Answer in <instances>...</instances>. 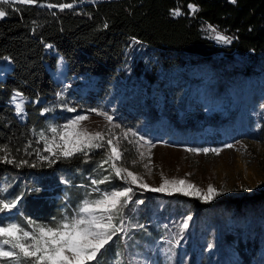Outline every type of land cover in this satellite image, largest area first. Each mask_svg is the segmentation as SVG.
Wrapping results in <instances>:
<instances>
[{"label":"trees","instance_id":"trees-1","mask_svg":"<svg viewBox=\"0 0 264 264\" xmlns=\"http://www.w3.org/2000/svg\"><path fill=\"white\" fill-rule=\"evenodd\" d=\"M48 3L73 7L49 9ZM189 4L198 11L190 12ZM3 7L7 15L0 18V55L9 58L11 67L0 77V145L12 149L8 158L29 164L0 162V179L6 174L54 177L47 176L50 186L45 180L25 192L30 201L21 212H0V224H51L66 211L71 214L86 192L95 197L93 187L111 191L126 186L118 178L91 185V179L114 176L111 162L107 171L98 167L106 156L103 149L53 164L36 156L37 150L47 155L38 138L43 128L97 113L93 109L153 142L166 132L169 141L192 148L216 147L245 136L264 140V87L250 79L264 71V0H38L36 5ZM177 8L183 14L173 16ZM213 29L230 42L213 41ZM57 54L66 63L62 82L51 74ZM197 66L217 72L215 88L221 85L226 92L237 73V99L222 110L207 111L184 82L169 83L180 82L188 68ZM101 81L106 89L98 90ZM17 92L25 98L22 118L11 106ZM52 106L57 108L51 111ZM122 149L124 159L117 163L137 172L135 148L123 142ZM133 188L125 222L134 227L123 238L114 237L101 264H264V189L251 197L206 202ZM189 215V226L181 231ZM247 233H255V239ZM166 247L168 257L161 253Z\"/></svg>","mask_w":264,"mask_h":264},{"label":"snow or ice","instance_id":"snow-or-ice-1","mask_svg":"<svg viewBox=\"0 0 264 264\" xmlns=\"http://www.w3.org/2000/svg\"><path fill=\"white\" fill-rule=\"evenodd\" d=\"M235 3L236 0H231ZM38 0H0V18H4L7 13L3 6L19 5H36ZM45 6V5H40ZM47 8L52 9H69L73 7L70 3H61L59 5L48 3ZM190 12L198 11L195 5L189 4ZM173 16H180L183 13L177 8L171 11ZM107 25H105L106 27ZM213 31H215L213 29ZM217 41L229 43L231 38L217 34ZM50 47V46H47ZM24 97L17 92L12 97V103L15 104L17 115L23 112ZM20 102H17V101ZM68 111H75L73 108H68ZM46 111V110H45ZM97 115L103 116L113 128H120V125L113 124V117L106 112H99L96 109ZM88 116L77 115L69 119L67 123L60 126H50V131L53 133L51 140L40 134L41 139L45 141L44 151L49 155H41L40 151H36V156L40 161H47L48 164H53L57 159H68L78 153H83L85 156L89 152L103 149L106 153L104 159L101 160L98 167L107 171L105 165H109L114 172L104 175L102 179H91V185L98 186L106 184L113 179H120L124 182L123 187L113 188L111 191L101 190L99 187H93L92 192L96 193L92 197V193L86 192L85 198L76 206L69 214L67 211L60 219H53L51 224H37L34 221L27 220L26 225L19 222H10L0 224V264H101V257L114 242V237L121 239L127 235L129 230L134 227L130 223H126L125 209L132 202L133 186L142 190L153 192H179L185 196L194 195L204 201H211L220 193L217 189L209 184L207 191L203 192L196 185L187 182L184 179H167L162 176V182L158 187H152L144 182V178L138 173L129 170L122 164L117 162L124 159V149L121 147V140L129 139V134L136 137L137 133L131 129L122 130L121 136L117 137L114 134L105 133L103 131L90 132L82 125L83 121H87ZM58 137V140H57ZM144 144H150L149 141L140 137ZM143 146V145H141ZM30 147V145H29ZM225 148H232L233 145L226 144ZM110 150V151H109ZM139 151V149H137ZM186 151L191 153H215L219 154L221 149L218 148H188ZM12 149L8 145H0V162L13 164L16 166L29 164L27 160L20 159L18 162L8 158ZM148 155L150 162V152H139L141 160ZM49 156L53 157L52 159ZM133 164L137 161L133 160ZM36 167L37 165L31 164ZM144 167L148 174H151V168L148 164ZM20 197L13 200L0 199V212H11L17 208ZM135 203H142L135 201ZM191 217L185 219L179 226V229L188 228V221ZM135 227H142L135 225ZM119 255V254H118ZM113 264H123L122 260L114 261Z\"/></svg>","mask_w":264,"mask_h":264},{"label":"rangeland","instance_id":"rangeland-1","mask_svg":"<svg viewBox=\"0 0 264 264\" xmlns=\"http://www.w3.org/2000/svg\"><path fill=\"white\" fill-rule=\"evenodd\" d=\"M217 34L221 35L218 32L209 31V36L213 39V41L218 44H228L217 41L215 38ZM10 67L11 62L9 58L6 55H0V77H3L4 73ZM191 68L187 69V72L190 73L182 77L180 82L174 79L173 81H169V83L171 82L177 85L184 82L185 89H190V96L195 101L205 102L207 111L222 110L225 105L230 103L231 99L233 101L237 99L236 93H238L241 89V87L238 85L237 80L239 76L237 73L234 74V78L237 80L233 82L234 84H229L226 92L224 87L222 89L221 85H219V89L215 88V82H218V74L217 72L215 73L212 68L205 66ZM262 68L264 70V67ZM51 74L55 81L62 82L65 80L66 63L60 54H57V64L52 70ZM250 79L254 83H259L258 85L264 87V71L260 75H256ZM113 84L114 82H111V85ZM96 88L98 90L106 89V86L103 85L101 81L100 85ZM17 102L20 101L18 100ZM11 106L16 112L15 104L12 103V99ZM56 108L57 106H52L50 110L52 111ZM81 115L89 117L87 121L82 122V125L90 132L103 131L105 133H109V130H111V134L119 137L122 134V130L127 131L130 129L127 127L123 128L121 126L119 129L113 128L103 116L97 115V113ZM19 118H22V113L19 115ZM67 121L61 123H50L45 128H43L41 132H39L38 138H40L41 142L43 143V147H45V141L41 139L40 134L43 133L45 137L51 140L53 133L50 131V126H60L67 123ZM112 123L118 124L114 120ZM136 133V137H132L129 134V139L132 140L133 143H129L127 140H121V147L123 142H127L128 145L130 144L135 148L137 160L139 162V170L136 173L142 176L144 178V182L148 183L152 187H158L162 182L163 176L169 180L184 179L187 182L196 185L203 192H206L208 185L211 184L220 193L219 195H216L214 199L221 196L251 197L256 191L264 189V140L257 141L253 138L245 136L240 140L228 141L227 143L220 146L203 147L221 149V152L217 155L215 153L204 154L202 152H188L186 149L192 147L176 145L169 141L168 136H170V132H166L165 138L158 142H153L147 136H144L138 132ZM223 134L226 135V132ZM140 137H143L144 140L149 141L150 144H144V141L140 140ZM226 144H231L233 147L230 149L225 148L224 146ZM137 149H139V151H137ZM139 152H150V162L148 155H146L143 160H141ZM47 155H49V153H47ZM145 164H148L151 168V174H148L147 169L144 167ZM42 176L46 178L41 181ZM47 176L52 177L53 179L54 174L4 175L0 179L1 198L13 200L16 197H20L17 208L13 209L9 213L21 212L22 208L28 204L27 202L30 201V197L27 196L28 193L25 195L26 191L30 192L36 189L38 186H43L45 180L47 181V186H50L52 180H50V178ZM200 200L204 201L202 199ZM188 217H190V215L187 216V218ZM247 235L251 240H254L256 234L247 233ZM176 244L177 241L175 240L174 245ZM168 248L169 247H166L161 251V253L165 254L167 257L169 256Z\"/></svg>","mask_w":264,"mask_h":264}]
</instances>
